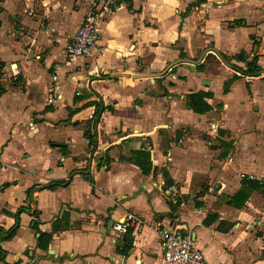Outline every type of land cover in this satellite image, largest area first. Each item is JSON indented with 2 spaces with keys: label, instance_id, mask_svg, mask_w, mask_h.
I'll return each mask as SVG.
<instances>
[{
  "label": "crops",
  "instance_id": "obj_1",
  "mask_svg": "<svg viewBox=\"0 0 264 264\" xmlns=\"http://www.w3.org/2000/svg\"><path fill=\"white\" fill-rule=\"evenodd\" d=\"M89 1L0 0V228L18 224L0 264H162L163 228L210 264H264V188L230 204L264 183V78L232 80L208 50L264 70V0H115L100 52L68 57ZM127 214L142 224L119 234Z\"/></svg>",
  "mask_w": 264,
  "mask_h": 264
},
{
  "label": "built area",
  "instance_id": "obj_2",
  "mask_svg": "<svg viewBox=\"0 0 264 264\" xmlns=\"http://www.w3.org/2000/svg\"><path fill=\"white\" fill-rule=\"evenodd\" d=\"M114 4L115 0L89 1V9L67 46L68 57H86L94 51L100 52L99 42L104 29V16ZM136 224H142V219L138 215L127 214L124 221L113 224V230L119 234H126ZM159 239L162 247V264H210L202 250L181 231L163 228L159 231Z\"/></svg>",
  "mask_w": 264,
  "mask_h": 264
},
{
  "label": "trees",
  "instance_id": "obj_3",
  "mask_svg": "<svg viewBox=\"0 0 264 264\" xmlns=\"http://www.w3.org/2000/svg\"><path fill=\"white\" fill-rule=\"evenodd\" d=\"M130 2V0H126ZM1 12V9H0ZM223 58L231 64V68L234 71L235 75L232 80L237 78H264V70L258 64V57L254 56L251 60H248L243 53L237 54L235 56H228L221 53ZM181 57H185V54H182ZM217 58L216 54H209L205 60L197 65L198 69L202 70L206 67V64L210 58ZM243 64V65H240ZM228 89V84L225 86V90ZM210 94L204 91H199L197 93L190 94L187 99V105L190 109H192L196 113H205L210 110V105L206 102V99L209 98ZM91 141V135L89 132L85 133ZM150 154L146 151H134L133 157L130 161L137 165L144 174H148L150 172ZM103 162V161H102ZM102 162L97 164V168L102 166ZM264 188V183L259 181H254L250 179H244L242 183V187L240 190L231 198L230 204L236 208H241L249 197V192L252 190H262ZM34 216H38L37 211H32ZM68 227V226H66ZM34 229L37 232L39 230V223L34 221ZM18 230V224L12 227L10 230H4L0 228V243L5 240H9L13 238ZM50 240V236L40 232L39 238V246L46 250L48 248V242ZM6 257V252L0 246V261H4Z\"/></svg>",
  "mask_w": 264,
  "mask_h": 264
},
{
  "label": "water",
  "instance_id": "obj_4",
  "mask_svg": "<svg viewBox=\"0 0 264 264\" xmlns=\"http://www.w3.org/2000/svg\"><path fill=\"white\" fill-rule=\"evenodd\" d=\"M208 50H210V51H214L215 53H217V55H218L219 58L223 61V63H225L227 66L230 67V65L228 64V62L223 58L222 54L219 53L218 50H216V48H210V49H208ZM203 57H204V55L201 56L200 59L197 60V61H192V60H189V59H188V60H187V59H183L182 61L190 62V63H193V64H198V63L201 62V60L203 59ZM177 64H178V62L172 63L170 66H168V67L165 69V71H163L162 73H160L159 76H163L164 74L167 73V71H168L171 67H173V66H175V65H177ZM124 76H125V77H129V76H131L132 78H136V79H138V78L149 77V76H151V74H150V73H145V74H134V75L124 74Z\"/></svg>",
  "mask_w": 264,
  "mask_h": 264
}]
</instances>
